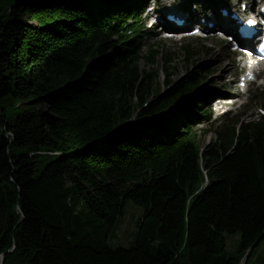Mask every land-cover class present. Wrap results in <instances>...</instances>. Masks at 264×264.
Here are the masks:
<instances>
[{"label":"trees","instance_id":"obj_1","mask_svg":"<svg viewBox=\"0 0 264 264\" xmlns=\"http://www.w3.org/2000/svg\"><path fill=\"white\" fill-rule=\"evenodd\" d=\"M13 1L0 9V261L239 264L249 256L264 240V122L202 148L193 126L209 111L194 96L173 129L163 113L201 75L159 94L157 72L140 67L158 55L138 45L141 0ZM132 118L141 129L124 127ZM127 202L142 210L136 234L112 247L108 233ZM226 233L240 235L236 256L224 254Z\"/></svg>","mask_w":264,"mask_h":264},{"label":"rangeland","instance_id":"obj_2","mask_svg":"<svg viewBox=\"0 0 264 264\" xmlns=\"http://www.w3.org/2000/svg\"><path fill=\"white\" fill-rule=\"evenodd\" d=\"M13 2V0H0V9L4 11ZM24 19H26V17H24ZM144 42L145 45H155L153 51L156 50L159 52L153 65L142 60L140 62V67L147 71L154 70L157 72L158 78L156 89H158L160 93L167 90V84L165 83L167 79L171 80L172 83H177L188 79L190 75H193V72H198L196 66L199 64H205L204 66L208 68L207 73H205L206 75H209L208 78H201L200 84L196 88L195 93L186 96L178 103V105L173 107L171 111L175 115L179 113V108H181L185 102L191 101L194 94L208 96L209 94L212 95L216 92L220 93V89L225 85L224 87H226L230 96L235 97L238 95L235 86L228 84L227 82L230 75L239 72L240 63L237 54H232L229 51V44H227L225 40L210 35L206 41L196 37L174 41L162 40L156 35H148ZM212 44L215 46L213 48L214 51L212 50L209 54L205 53L203 47H210ZM185 47H188L190 53H185L183 50ZM225 67L227 69L222 71ZM228 69L230 70L228 71ZM258 84L259 83L249 86L248 93L244 95L241 100H245V97L249 98L245 105H238L239 100L236 102L231 101L230 103L226 102L227 105L225 106L223 103L218 104L217 106L213 104L211 111L214 114L213 118L216 117V119L213 122L198 125L195 128L197 136L200 137L198 142L205 145L216 137H221L222 131L225 128H231V117L233 115L244 113L243 118L241 119L242 121H245L249 116L259 113V108L264 109V87H258ZM166 113L163 114L168 116ZM178 117L179 121L181 117ZM138 125L139 120L132 118V120L128 121L124 127L130 126L139 129L140 127H138ZM125 208L122 218H119L113 226V231H109L108 233V243L112 247H128L136 234V221L140 218L142 210L131 202H127ZM224 236L226 241L224 254L227 256H236L240 239L239 233H226ZM263 257L264 240L260 241V243L253 248L249 256L245 258L243 257L239 264H261V259Z\"/></svg>","mask_w":264,"mask_h":264},{"label":"bare ground","instance_id":"obj_3","mask_svg":"<svg viewBox=\"0 0 264 264\" xmlns=\"http://www.w3.org/2000/svg\"><path fill=\"white\" fill-rule=\"evenodd\" d=\"M228 26V25H227ZM230 29V28H229ZM187 50H189L188 48H186ZM227 68L225 67V68H223V70L222 71H224V70H226ZM181 121H182V119L180 118V120L179 121H177V123L178 124H180L181 123ZM1 257H3V255H1Z\"/></svg>","mask_w":264,"mask_h":264},{"label":"snow or ice","instance_id":"obj_4","mask_svg":"<svg viewBox=\"0 0 264 264\" xmlns=\"http://www.w3.org/2000/svg\"><path fill=\"white\" fill-rule=\"evenodd\" d=\"M194 2H197V0H194ZM262 11H264V8H262ZM248 23L252 24V23H254V21L253 20H249ZM229 39H231V37H229Z\"/></svg>","mask_w":264,"mask_h":264},{"label":"water","instance_id":"obj_5","mask_svg":"<svg viewBox=\"0 0 264 264\" xmlns=\"http://www.w3.org/2000/svg\"><path fill=\"white\" fill-rule=\"evenodd\" d=\"M259 241H260V240H258V241L256 242V244H258V243H259ZM0 264H3V257H1Z\"/></svg>","mask_w":264,"mask_h":264}]
</instances>
